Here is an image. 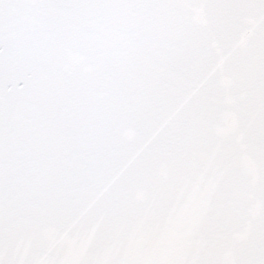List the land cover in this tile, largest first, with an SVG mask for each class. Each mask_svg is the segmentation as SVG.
<instances>
[{"label": "water", "instance_id": "water-1", "mask_svg": "<svg viewBox=\"0 0 264 264\" xmlns=\"http://www.w3.org/2000/svg\"><path fill=\"white\" fill-rule=\"evenodd\" d=\"M0 264H264V0H0Z\"/></svg>", "mask_w": 264, "mask_h": 264}]
</instances>
